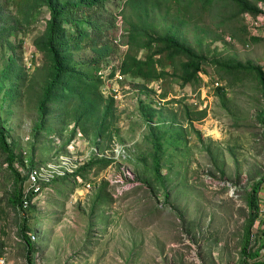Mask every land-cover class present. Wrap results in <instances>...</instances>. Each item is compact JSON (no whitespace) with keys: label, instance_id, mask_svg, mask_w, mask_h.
Listing matches in <instances>:
<instances>
[{"label":"rangeland","instance_id":"1","mask_svg":"<svg viewBox=\"0 0 264 264\" xmlns=\"http://www.w3.org/2000/svg\"><path fill=\"white\" fill-rule=\"evenodd\" d=\"M126 1L108 0L90 11L100 27L92 36L109 48L85 44L75 55L83 64L99 61L101 90L116 95L101 135L96 126L78 127L57 104L49 105L40 126L50 67L34 43L50 11L42 5L25 20L14 2H5L0 128L15 159L14 170L4 169L0 179V251L13 264H30L31 253L43 264H253L242 249L248 233L249 247L258 246L249 194L264 177V96L256 72L239 66L264 67V30L255 32L233 0L206 7L198 0L182 11V23L170 16L163 24L158 14L156 30L164 32L174 20L171 27L203 57V70L198 80L184 82L178 75L186 58L161 54L156 57H163L168 73L146 82L120 70L132 19ZM149 53L141 49L139 56ZM4 163L10 162L0 149ZM35 166L45 167L44 188L16 210ZM27 232L38 236L30 246Z\"/></svg>","mask_w":264,"mask_h":264},{"label":"trees","instance_id":"2","mask_svg":"<svg viewBox=\"0 0 264 264\" xmlns=\"http://www.w3.org/2000/svg\"><path fill=\"white\" fill-rule=\"evenodd\" d=\"M8 1L16 4L25 20L42 5H46L50 11L45 30L34 43L36 48L45 54L50 67L49 78L43 89V98L38 108L41 118L40 126L45 124L49 105L57 104L66 108L73 115L78 127L86 129L96 126L97 133L103 134L107 129L108 120L114 114L115 99L112 96L105 97L101 90L103 78L98 75L102 70L101 65L98 66L99 61L90 60L83 64L76 60L75 55L85 44V46H90L91 49L100 52L109 48L108 46L99 47V39L97 36H92V32L100 34V27L97 19L90 12L103 7L108 0H0V17L6 16L3 14V6ZM196 1L198 0H127L125 5L130 10L132 19H130L129 49L121 62V72L140 77L146 82L160 79L168 71L165 68L166 64L163 63V57L156 56L165 54V57L171 60L177 56L186 58L181 62V71L178 75L180 79L184 82L198 80L203 70V57L186 43L181 32L171 27L175 21H171V26L166 25L164 32L157 31L154 24L156 18H160V16L163 24L170 16L182 23V11H188L194 7ZM201 1L202 6L206 7L216 0ZM233 1L241 7L243 12L264 16L263 8L249 4L246 0ZM262 3L264 5V0ZM173 4L178 6V11L171 15ZM162 8L166 10L163 15L160 13ZM151 31L158 32V34L152 35ZM253 39L258 40L259 38L253 37ZM141 49H148L150 53L142 58L139 56ZM239 67L249 68L256 72L264 96V67L259 65L251 67L240 65ZM9 96L14 98L13 94ZM0 146V149L8 155L10 162L8 168L14 170L15 154L1 128ZM157 153L158 148L156 147L155 170L158 175H161L160 157ZM262 181L263 178L249 194L251 222L256 219L259 207L257 194ZM22 197L23 193L19 198L20 203H22ZM24 237L30 246L31 241L27 234ZM248 247L249 233L242 254L245 259L249 256L256 257L259 254V250H257L249 255ZM28 252H31L30 248ZM32 257L33 253L29 255L30 262ZM253 264H264V261H255Z\"/></svg>","mask_w":264,"mask_h":264},{"label":"built area","instance_id":"3","mask_svg":"<svg viewBox=\"0 0 264 264\" xmlns=\"http://www.w3.org/2000/svg\"><path fill=\"white\" fill-rule=\"evenodd\" d=\"M261 8L264 9V5L261 6ZM247 18L250 21L251 26L253 27L252 29L256 32L260 27L264 30V16H256L252 13H247L246 14ZM253 32V33H255ZM120 76V75H118ZM217 84H219L217 82ZM116 98V95H111ZM9 167L8 163H4L3 165H0V179L2 177V173L4 169H7ZM44 171L45 167L43 166H35L32 167L29 170L27 181L30 184L29 190L25 192L23 191V197H22V203L20 206H16V210H20L23 207H27L30 205L31 202L36 200V198L40 195L41 190L44 188L43 185H40V180L42 176H44ZM14 188V181H10L8 186H7V192L9 193V196L11 195V192L13 191ZM264 177L263 181L260 185L257 197H258V211L256 214V219H255V224H256V238L258 242L257 249L248 247V253L249 255L257 250H259V254L256 257H251L249 256L247 258L248 261H264ZM5 192L4 189L1 188L0 186V200L4 198ZM30 241H35L37 239V234L34 232H27ZM0 264H13L8 255L6 253H2L0 251ZM30 264H43L42 259L39 253L33 254L32 260ZM195 264H200L198 260H196Z\"/></svg>","mask_w":264,"mask_h":264}]
</instances>
